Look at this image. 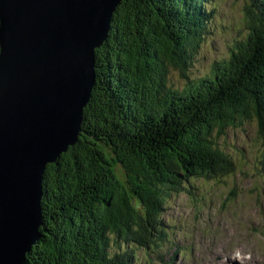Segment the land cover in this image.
<instances>
[{
	"label": "trees",
	"instance_id": "1",
	"mask_svg": "<svg viewBox=\"0 0 264 264\" xmlns=\"http://www.w3.org/2000/svg\"><path fill=\"white\" fill-rule=\"evenodd\" d=\"M129 1L135 11L120 8L95 50L76 144L46 165L43 224L25 264H140L190 178L234 174L220 137L252 120L264 139V2L248 0L259 26L190 77L211 0Z\"/></svg>",
	"mask_w": 264,
	"mask_h": 264
},
{
	"label": "water",
	"instance_id": "2",
	"mask_svg": "<svg viewBox=\"0 0 264 264\" xmlns=\"http://www.w3.org/2000/svg\"><path fill=\"white\" fill-rule=\"evenodd\" d=\"M118 1L0 0V264L40 237L43 174L77 142Z\"/></svg>",
	"mask_w": 264,
	"mask_h": 264
},
{
	"label": "rangeland",
	"instance_id": "3",
	"mask_svg": "<svg viewBox=\"0 0 264 264\" xmlns=\"http://www.w3.org/2000/svg\"><path fill=\"white\" fill-rule=\"evenodd\" d=\"M146 1L150 4V0ZM126 2L127 7L125 0L114 6L111 18L120 8L130 11V7L135 11L136 5ZM248 4V0L209 2L207 8L215 10L214 18L206 27L208 37L188 72L190 77L209 72L210 62L228 55L238 40L247 38L251 27L259 26L257 20L248 17ZM249 9L254 14L251 6ZM151 16L157 20V15ZM132 19L139 22L135 15ZM259 55L256 53V58ZM171 72L177 78L178 72ZM256 125L251 120L241 127L229 128L220 137L219 145L231 158L234 174H223L224 171L210 178H190L184 190L166 204L162 218L167 224L164 236L167 241L149 255L148 261L140 260V264H264V139Z\"/></svg>",
	"mask_w": 264,
	"mask_h": 264
},
{
	"label": "bare ground",
	"instance_id": "4",
	"mask_svg": "<svg viewBox=\"0 0 264 264\" xmlns=\"http://www.w3.org/2000/svg\"><path fill=\"white\" fill-rule=\"evenodd\" d=\"M119 1H120V0H119ZM119 1L117 2V4L119 3ZM109 20H110V18H109ZM111 21H112V18H111ZM111 21H110V23H111ZM106 39H107V36H106L105 39L102 41V44L105 42ZM102 44H101V45H102ZM101 45H100V46H101ZM100 46H99V47H100ZM99 47L94 48V50H93V53H94L93 55H94V56H93V57H95V50L98 49ZM93 60H95V58H93ZM94 86H95V84H94ZM90 88H91V90H90V92H89V94H90V95H89V99H90L91 91H92L93 87H90ZM79 135H80V132H79L77 138H79ZM77 140H78V139H77ZM75 144H76V143H75ZM75 144H74V145H75ZM225 257H226V259H227V258L229 259L230 255L225 256ZM245 261H246V260H245Z\"/></svg>",
	"mask_w": 264,
	"mask_h": 264
}]
</instances>
